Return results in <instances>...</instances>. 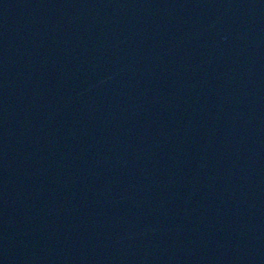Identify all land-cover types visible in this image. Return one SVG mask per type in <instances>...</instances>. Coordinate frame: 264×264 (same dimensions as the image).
<instances>
[{
	"label": "water",
	"instance_id": "obj_1",
	"mask_svg": "<svg viewBox=\"0 0 264 264\" xmlns=\"http://www.w3.org/2000/svg\"><path fill=\"white\" fill-rule=\"evenodd\" d=\"M0 264H264V0H0Z\"/></svg>",
	"mask_w": 264,
	"mask_h": 264
}]
</instances>
